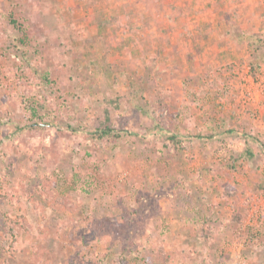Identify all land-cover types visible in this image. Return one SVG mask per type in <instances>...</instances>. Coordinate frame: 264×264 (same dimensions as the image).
I'll return each instance as SVG.
<instances>
[{"label":"rangeland","instance_id":"374dc122","mask_svg":"<svg viewBox=\"0 0 264 264\" xmlns=\"http://www.w3.org/2000/svg\"><path fill=\"white\" fill-rule=\"evenodd\" d=\"M92 4L0 0V264H152L159 246L264 264V0L219 19ZM173 18L218 31L166 42ZM239 24L258 27L244 46L193 48Z\"/></svg>","mask_w":264,"mask_h":264},{"label":"crops","instance_id":"0c3cea01","mask_svg":"<svg viewBox=\"0 0 264 264\" xmlns=\"http://www.w3.org/2000/svg\"><path fill=\"white\" fill-rule=\"evenodd\" d=\"M92 1H94V4H92ZM97 1V3H96ZM108 1H111V5L110 8H108L109 3ZM161 2V4L158 2V0H91V4L94 6V8H92L93 10H96L98 13L95 14V11H92V13L94 15H96L97 17H100L102 15H104L105 17H108L109 19H111V17L113 18H118L120 14L119 9L121 8H129L132 9L137 15H143V14H151V12H154L156 14V10L159 9V7L157 6H163L164 11L163 13L167 14L170 16V14H172L173 16H177V15H188V11L192 12L193 9L196 10V13H202L205 9L209 8V13L217 16V19H219L220 17H229L231 13H234V11L236 10V1L237 0H159ZM255 1V0H254ZM115 2V3H113ZM156 2H158V5H156ZM242 4H240L239 6V11L243 12V16L248 17L250 14V12L246 13L244 12L246 8H248V4L247 2H241ZM243 5V7H242ZM76 6V4H73V8ZM102 6V7H101ZM113 7V8H112ZM155 7V8H153ZM227 7V8H226ZM218 9V10H217ZM82 10V8H81ZM141 10H143L144 12H142ZM154 10V11H153ZM203 10V11H202ZM201 11V12H200ZM214 11V12H213ZM81 11H78V13H80ZM227 12V13H226ZM128 10L125 12V14H123L122 16L128 15ZM190 14V13H189ZM184 15V16H185ZM197 16V15H196ZM178 21V25L179 20H176V18L172 19V23L169 22V24H164L163 26V33H167L164 37V41L169 42L172 41L171 40V33L173 32L172 30H174L175 28L180 29V31H184V32H191L193 35L198 34L199 32H204V33H209V32H217V26H215L214 23H201L200 21H198V23H195V25L192 24H188L187 21H183L181 23L180 26L183 25L182 28H179L178 25L176 24ZM232 27V29H230L229 32L232 31V33L227 34L229 28L226 27L225 28H220L219 30H221V32L223 31L225 34L222 36V38L220 39H211V36L209 37L207 35V39L209 40H204V39H200V40H196L193 43V48H198V47H203V46H208L210 44L213 47H216L217 49L221 48V49H237L239 47L244 46V40L242 39V37H246V34L249 35L254 32L257 33L258 31V27L254 28V26H252V24H239V25H232L230 26ZM254 28V29H253ZM153 30L155 31H161L160 27H154ZM251 30H257V31H251ZM245 34V35H244ZM248 35V36H249ZM198 35H196L197 37ZM225 36V37H224ZM225 38V39H224ZM240 38V39H239ZM226 40V42L224 41ZM235 40V41H234ZM165 43V42H164ZM149 44V43H148ZM166 44V43H165ZM145 45V44H144ZM151 45H149L148 47H150ZM152 46H156V45H152ZM164 46V45H162ZM132 47V46H131ZM202 53V52H201ZM220 53V52H219ZM121 66V65H119ZM117 70H120L119 67L117 66ZM250 146L252 151L254 152V155L252 156H256L257 152H256V145H254L253 140H250ZM260 159H263L264 155H259L258 156Z\"/></svg>","mask_w":264,"mask_h":264},{"label":"trees","instance_id":"16d2710c","mask_svg":"<svg viewBox=\"0 0 264 264\" xmlns=\"http://www.w3.org/2000/svg\"><path fill=\"white\" fill-rule=\"evenodd\" d=\"M240 39V38H239ZM257 42L260 44L261 39H256ZM113 131V129H111V127L109 125H106L105 127H102L100 129H98L97 132V137H105L109 134H111V132ZM119 134H116V136H118ZM170 140L178 142L177 141V137L176 136H171L169 137ZM99 233V231L97 232ZM97 233L94 232L92 233V238H94L95 236H97ZM94 254V252H93ZM190 253L185 252V255H183L182 257H189ZM176 255H179V251H172L169 252L167 250L164 249V247L159 246L157 248V250L153 253V256L151 258H146V260L152 264H173V257H175Z\"/></svg>","mask_w":264,"mask_h":264}]
</instances>
